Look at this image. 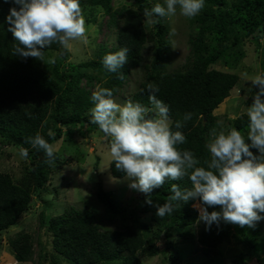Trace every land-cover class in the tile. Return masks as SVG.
Listing matches in <instances>:
<instances>
[{
	"label": "trees",
	"instance_id": "trees-1",
	"mask_svg": "<svg viewBox=\"0 0 264 264\" xmlns=\"http://www.w3.org/2000/svg\"><path fill=\"white\" fill-rule=\"evenodd\" d=\"M113 1L80 0V5L103 9L109 16L106 24L116 38L113 43L99 44L95 58L79 64L70 63L65 70L63 65L70 58V51L55 42L43 50L44 54L56 52L54 62L49 64L33 57L14 55L18 41L8 31L6 17L11 7L18 6L0 0V154L4 146L28 150V163L21 178L14 179L10 173L0 170V242L2 233L17 223L31 205L33 196L45 189L52 170L61 165L56 149L54 161L49 163L46 153L32 147L28 139L39 133L53 146L66 134L72 137L78 132L87 137L93 133L97 129L89 117L94 107L93 89H112L115 98L122 94L126 84L132 82V101L152 108L147 85L157 86V99L169 108L171 130L181 131L186 138L185 143L177 145L178 149L191 151L200 161L199 166L206 167L204 161L210 159L207 144L212 138V130L216 129L217 133L222 130L215 111L240 80L237 73L215 66L223 64L229 69L237 68L246 56L244 45L248 41L261 48L264 57V0H204L203 9L190 18L189 52L185 62L173 69L171 27L167 17H153L157 22L150 26L144 16L145 9L151 10L161 3L130 0L114 8ZM122 48L128 49V60L123 68L118 73L105 69L102 63L104 56ZM147 49L152 53L148 60ZM119 73H123V79L118 78ZM83 81L85 85H82ZM252 102L253 99L250 106ZM185 113H192V118L184 122L181 129H176L175 122L182 120ZM152 115L154 113H149ZM230 123V129L240 131L246 140L247 113ZM49 131L54 135L49 136ZM250 150L259 155L258 150ZM111 172L114 177L126 176L116 169L113 161ZM173 184L181 190L192 187L190 179L185 176L180 180H166L150 195L138 194L141 211L149 214L150 222L100 184L97 198L105 208V218L109 223L121 221L120 228L112 232L104 230L93 209L70 204L62 214L53 216L48 224H45L44 213L41 212L40 225L51 235L54 254L62 256L70 264H144L139 253L145 249L150 236L157 240L165 238L166 248H170L174 244L170 239L171 231L178 228L183 229L182 242L197 240L202 251L211 255L210 260L214 259L216 248L223 243L247 248L235 260L237 264H245L253 254L264 252V219L252 228H242L223 220L207 228L193 206L198 200L178 202L171 215L157 216L154 205L165 203L173 195ZM148 199L153 201L152 205L146 203ZM207 210L220 211L219 207ZM199 221L202 222L200 229L194 233L191 228ZM9 246L19 262L30 261L34 255V239L28 232L21 231L10 238ZM45 249L41 247L40 259L48 256ZM150 254L155 255L156 251ZM257 260L260 259L257 257ZM174 263L173 259L170 264Z\"/></svg>",
	"mask_w": 264,
	"mask_h": 264
},
{
	"label": "clouds",
	"instance_id": "clouds-1",
	"mask_svg": "<svg viewBox=\"0 0 264 264\" xmlns=\"http://www.w3.org/2000/svg\"><path fill=\"white\" fill-rule=\"evenodd\" d=\"M4 2L18 6L11 7L6 17L8 31L18 41L14 55L43 61V50L54 42L65 49L74 40L84 38L87 42L80 0ZM165 4L166 7L156 4L151 10H144L149 23L157 22L153 17L176 15L177 7L181 15L195 17L203 9L204 0H165ZM127 52V48H122L105 55L102 61L105 69L118 73L127 63ZM118 78L123 79V73H119ZM251 84L258 86L259 91L247 110V140L250 143H246L245 137L235 128L218 133L213 129L207 144L210 159L204 161L206 167L199 166L200 161L191 151L178 149L177 145L185 143L186 138L181 131L171 130L169 108L157 99L159 88L154 84L147 85L152 108L130 100L121 105L113 99L112 89L98 87L92 93L94 107L90 123L98 125L110 137L112 161L131 181V188L150 195L168 179L180 180L185 176L190 179L191 188L181 190L173 184V195L165 203L154 205L157 216L171 215L178 202L198 200L199 204L193 206L207 228L221 220L252 228L264 219L260 215L264 213V74L252 77ZM149 113L154 115L149 116ZM191 118L192 113H185L182 120L175 122L176 129H181ZM48 135L54 133L49 131ZM27 142L42 149L49 163L54 161L53 146L39 133ZM250 149L258 150L259 155H254ZM19 154L23 159L28 158L26 148H21ZM146 203L152 205L153 201L148 199ZM209 207H219L220 211L209 212ZM178 230L183 232V229Z\"/></svg>",
	"mask_w": 264,
	"mask_h": 264
},
{
	"label": "rangeland",
	"instance_id": "rangeland-1",
	"mask_svg": "<svg viewBox=\"0 0 264 264\" xmlns=\"http://www.w3.org/2000/svg\"><path fill=\"white\" fill-rule=\"evenodd\" d=\"M130 0H114L113 7L118 8ZM156 1L166 7L165 0ZM82 14L85 19L86 37L70 42V58L63 65L68 70L70 63L79 64L95 58L96 50L99 44L113 43L115 33L110 32L106 22L109 16L105 14L101 7H91L82 5ZM171 27V68H176L185 62L189 52L188 36L190 31V18L180 14L177 7L176 15L167 17ZM154 23H149L152 26ZM149 26V27H150ZM246 56L235 69H229L223 64L215 67L224 71L235 72L240 80L232 90L231 95L216 109L215 114L219 116V122L222 130L230 131V121L243 113H247L249 102L254 94L259 91L258 86L251 84V78L264 74L262 72L261 48L251 41L244 45ZM147 60L151 58V51L145 52ZM56 56V52L44 54V62L51 63ZM85 85V81L83 84ZM96 89H93L95 91ZM134 84H126L120 96L113 98L117 103L123 105L127 101H132ZM133 102V101H132ZM91 110L89 112V117ZM171 120L169 119V124ZM246 143H249L246 135ZM53 148L60 154L61 165L55 167L50 180L45 189L33 196V200L28 210L25 211L17 223L2 233L0 242V264H70L62 256L54 254L51 246V235L47 233L45 227L40 225V213H44L45 224H48L53 216L62 214L66 207L75 205L76 207H90L97 215L98 222L104 230L114 231L122 226V222L109 223L105 218V208L97 198V189L101 184L104 190L113 192L114 196L123 203L128 204L129 208L137 213H142L137 196L140 191L130 187L131 181L125 177H114L111 172L112 158L110 156V143L107 137L98 127L87 137H82L78 132L70 137L66 134L59 142L53 145ZM20 149L15 146H4L0 154V170L10 173L14 179L22 177L27 159H23ZM199 204V203H195ZM264 217V213H260ZM143 219L150 222V216L142 213ZM202 222L192 226V231L197 233ZM154 227V231H155ZM24 231L33 236L34 255L30 261H17L9 248V239L17 233ZM181 230H172L170 239L174 243L172 247L166 248L165 238L157 240L150 236L145 249L139 253L144 264H170L174 259V264H188L190 262H206L210 264H237L238 257L247 251L244 245L235 243H223L216 248L213 260L206 255L197 240L189 243L182 242ZM264 236V235H263ZM44 246L47 251V257L40 259V249ZM166 249L165 252H162ZM156 251L155 255L150 254ZM44 252H42L43 254ZM174 254L172 257L170 254ZM56 255L55 257H53ZM257 257L260 260H257ZM245 264H264V252L259 251L253 254Z\"/></svg>",
	"mask_w": 264,
	"mask_h": 264
},
{
	"label": "bare ground",
	"instance_id": "bare-ground-1",
	"mask_svg": "<svg viewBox=\"0 0 264 264\" xmlns=\"http://www.w3.org/2000/svg\"><path fill=\"white\" fill-rule=\"evenodd\" d=\"M169 41V40H168ZM171 48V47H170ZM179 229V228H178Z\"/></svg>",
	"mask_w": 264,
	"mask_h": 264
},
{
	"label": "water",
	"instance_id": "water-1",
	"mask_svg": "<svg viewBox=\"0 0 264 264\" xmlns=\"http://www.w3.org/2000/svg\"><path fill=\"white\" fill-rule=\"evenodd\" d=\"M260 34H262V32Z\"/></svg>",
	"mask_w": 264,
	"mask_h": 264
}]
</instances>
